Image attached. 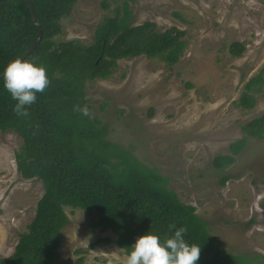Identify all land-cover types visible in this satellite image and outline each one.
Returning <instances> with one entry per match:
<instances>
[{"label":"rangeland","instance_id":"1","mask_svg":"<svg viewBox=\"0 0 264 264\" xmlns=\"http://www.w3.org/2000/svg\"><path fill=\"white\" fill-rule=\"evenodd\" d=\"M124 2L133 24L185 30L187 45L172 65L146 55L120 59L111 76L86 82L83 109L107 128L108 139L168 177V187L208 221L220 249L261 256L264 264V138H250L227 167L213 163L243 136L242 124L264 113L262 94L251 110L233 104L264 64V0H78L57 39L92 43L103 19ZM234 41L246 45L241 56L229 51ZM21 143L16 131L0 129V264L45 191L42 180L18 171ZM65 211L58 264H125L123 249L98 240L115 239L111 230H91L83 209Z\"/></svg>","mask_w":264,"mask_h":264},{"label":"trees","instance_id":"2","mask_svg":"<svg viewBox=\"0 0 264 264\" xmlns=\"http://www.w3.org/2000/svg\"><path fill=\"white\" fill-rule=\"evenodd\" d=\"M77 1L0 0V73L9 60L28 51L41 28L39 44L25 58L43 63L49 78L45 90L27 106V116L13 111L15 101L0 78V129L14 130L22 138L15 153L17 169L24 178L42 180L45 188L34 218L1 264H58L61 231L69 222L65 206L85 210L91 230H111L115 239L98 240L115 243L126 254L143 232L155 231L165 238L183 225L185 239L200 245L197 264L262 262L261 256L220 249L208 221L168 187V177L108 139L107 128L83 109L86 82L108 78L122 58L146 55L169 65L178 62L187 45L185 30L158 31L151 21L133 24L129 3L124 2L103 19L92 43L58 40L61 21ZM245 50L244 42L229 46L233 56ZM256 94L264 95V64L248 77L233 104L251 110L257 105ZM241 130L243 136L229 145L230 153L215 156L216 167L232 164L250 138H264V113L242 124Z\"/></svg>","mask_w":264,"mask_h":264},{"label":"clouds","instance_id":"3","mask_svg":"<svg viewBox=\"0 0 264 264\" xmlns=\"http://www.w3.org/2000/svg\"><path fill=\"white\" fill-rule=\"evenodd\" d=\"M2 87L15 101L13 111L18 116L28 115V105L36 100V93L43 92L49 84L45 65L35 57H15L8 61L2 73ZM181 225L170 236L161 238L147 230L131 244L125 264H197L200 245L189 243Z\"/></svg>","mask_w":264,"mask_h":264},{"label":"water","instance_id":"4","mask_svg":"<svg viewBox=\"0 0 264 264\" xmlns=\"http://www.w3.org/2000/svg\"><path fill=\"white\" fill-rule=\"evenodd\" d=\"M34 20L37 21V19L35 17H34ZM41 38H42V29L40 28L34 43L31 45V47L28 49V51L21 58H25L26 55L39 44Z\"/></svg>","mask_w":264,"mask_h":264}]
</instances>
